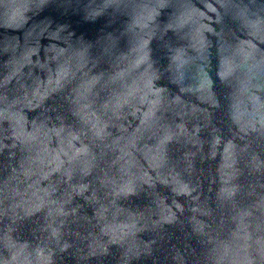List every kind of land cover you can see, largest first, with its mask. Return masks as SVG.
<instances>
[{
  "label": "water",
  "instance_id": "obj_1",
  "mask_svg": "<svg viewBox=\"0 0 264 264\" xmlns=\"http://www.w3.org/2000/svg\"><path fill=\"white\" fill-rule=\"evenodd\" d=\"M0 264H264V0H0Z\"/></svg>",
  "mask_w": 264,
  "mask_h": 264
}]
</instances>
